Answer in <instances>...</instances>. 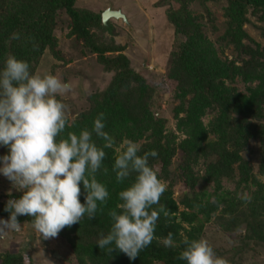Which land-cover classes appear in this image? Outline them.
<instances>
[{
  "label": "trees",
  "instance_id": "trees-1",
  "mask_svg": "<svg viewBox=\"0 0 264 264\" xmlns=\"http://www.w3.org/2000/svg\"><path fill=\"white\" fill-rule=\"evenodd\" d=\"M191 1L155 2L165 7V18L175 37L166 76L175 84L172 94L178 104L172 107V115L176 130L185 136L177 141L174 131L165 132L166 119L151 109L157 85L142 73L149 69L132 67L130 59L121 53L122 46L114 41L108 23H102L101 12L80 8L76 0H0V64L6 56L14 55L26 60L37 74L43 55L50 53L53 62L49 74H53L55 61L67 63L94 55L109 75L102 88L84 91L87 107L75 110L78 112L71 121L66 116L73 125L67 131L78 133L91 129L93 119L102 112L105 130L114 138L113 147L105 149L104 166L109 172L96 175L109 191L108 201L99 207L94 219L84 218L57 234L74 257L73 264H184L177 258L183 248L180 242L201 238L204 224L217 209L222 217L228 216L227 229L244 227L240 249L248 244L264 245V183L258 179L264 178V46L244 29L252 22L251 17L264 27V0H226L224 32L215 40L208 37L205 23L193 15ZM58 22L65 23L66 36L72 38L67 51L59 43ZM109 32L111 36H107ZM14 34L20 39H13ZM229 45L235 54L231 60L221 57ZM236 78L246 84L245 92L233 85ZM207 115L210 117L204 124L202 118ZM125 140L139 144L141 154L157 152L156 157H149V164L166 191L154 207L163 206L168 213L157 222L156 239L132 261L118 250L109 253L95 244L98 236L108 231V212L119 202L118 191L129 183L118 184L111 172L114 156ZM5 152L0 148V155ZM175 155L179 162H173ZM198 164L202 168H197ZM224 181L233 183L231 191L223 189ZM179 182L187 191L174 198ZM239 192H247L251 202L237 199ZM20 195L13 189L3 196L7 199L0 201V217L7 219L5 202ZM80 199L83 203L82 185ZM179 205L190 211L179 212ZM18 221L31 225L27 216L18 217ZM169 232L177 248H165L158 242ZM33 239L29 235V240ZM0 264L28 262L19 253L5 252Z\"/></svg>",
  "mask_w": 264,
  "mask_h": 264
},
{
  "label": "clouds",
  "instance_id": "clouds-1",
  "mask_svg": "<svg viewBox=\"0 0 264 264\" xmlns=\"http://www.w3.org/2000/svg\"><path fill=\"white\" fill-rule=\"evenodd\" d=\"M13 39H20L19 34ZM71 89V83L54 74L32 72L26 60L14 55L0 64V148L6 149L0 155V176L21 193L4 204L8 217H0V236L19 231L18 217L27 216L42 239L54 238L84 218L94 219L109 199L106 185L96 175L109 172L105 149L113 147L114 138L105 130L102 112L91 129L67 131L73 125L60 98ZM156 156L155 150L141 154V146L132 140H125L114 156L115 181L129 183L118 191L119 202L108 212V231L95 241L101 250H118L132 261L156 239L158 220L168 216L163 206L154 207L166 191L149 164V157ZM258 179L264 183V178ZM237 199L251 202L247 192L237 193ZM158 242L165 248L179 246L171 232ZM180 243L177 258L184 264H225L203 238H184Z\"/></svg>",
  "mask_w": 264,
  "mask_h": 264
},
{
  "label": "rangeland",
  "instance_id": "rangeland-1",
  "mask_svg": "<svg viewBox=\"0 0 264 264\" xmlns=\"http://www.w3.org/2000/svg\"><path fill=\"white\" fill-rule=\"evenodd\" d=\"M157 0H76V6L86 8L93 12H103L107 9H118L126 16L127 22L121 19H108L110 30L114 33V41L122 46L121 53L127 56L131 65L136 70H149L142 73L152 79L157 85L156 100L152 105L157 115L166 119L165 132L172 130L177 135V141L185 136L176 130V119L173 117L172 107L178 104L173 97L174 82L166 76V64L169 52L175 47V37L172 27L166 21L164 15L165 7L156 6ZM226 0H192L191 11L194 16L205 23L208 37L215 40L224 32L223 7ZM167 7V6H166ZM211 13V19L207 17V11ZM60 19L64 16L60 14ZM251 23H246L244 29L256 42L264 46V27L261 23L251 17ZM67 28L65 23L58 22L56 33L60 45L68 50L71 37L66 36ZM112 34L107 33V36ZM235 56L233 46L229 45L224 49L221 57L233 59ZM53 60L50 53H45L39 63L37 74H49ZM53 74L65 82L72 84L70 92L61 97L65 105L66 116L71 121L76 112L87 107L84 91L102 88L109 75L104 73L102 67L95 61V56H84L73 59L67 63L54 62ZM233 85L240 92H245L246 84L236 78ZM78 110V111H75ZM75 111V112H74ZM209 115L202 118L206 124ZM180 141V140H179ZM121 147V146H120ZM118 148V150L120 149ZM179 156L173 157V162H179ZM197 168H202L200 164ZM196 168V169H197ZM233 183L224 181L223 189L232 190ZM0 201L4 202L13 188L10 182L0 176ZM174 198L181 192H186V186L179 182L175 187ZM210 190V189H209ZM185 210L179 205V212ZM190 211V210H185ZM219 209L210 217L209 222L204 224L201 238L208 241L213 247L217 256L224 260L225 264H264V245L248 244L240 249L243 244L244 227L239 225L227 229L228 216L220 215ZM238 216V215H237ZM201 217V215H200ZM239 217V216H238ZM240 218V217H239ZM6 219V218H4ZM178 220L180 218H177ZM186 227L187 225L184 224ZM225 226V227H224ZM29 235L34 236L33 241ZM5 252L19 253L24 256L28 264H73L72 254L65 248L64 242L57 236L54 238L42 239L39 233L34 231L30 224H21L19 231H11L0 236V256ZM60 259H64L60 260ZM161 264V263H156Z\"/></svg>",
  "mask_w": 264,
  "mask_h": 264
},
{
  "label": "water",
  "instance_id": "water-1",
  "mask_svg": "<svg viewBox=\"0 0 264 264\" xmlns=\"http://www.w3.org/2000/svg\"><path fill=\"white\" fill-rule=\"evenodd\" d=\"M110 18L121 19L124 21V23L127 22L126 16L121 12V10L118 9H107L101 13V21L104 25Z\"/></svg>",
  "mask_w": 264,
  "mask_h": 264
}]
</instances>
